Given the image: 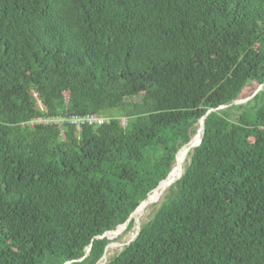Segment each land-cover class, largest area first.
<instances>
[{
    "label": "trees",
    "instance_id": "obj_1",
    "mask_svg": "<svg viewBox=\"0 0 264 264\" xmlns=\"http://www.w3.org/2000/svg\"><path fill=\"white\" fill-rule=\"evenodd\" d=\"M263 84L264 0H0V264H100L224 105L104 264H264Z\"/></svg>",
    "mask_w": 264,
    "mask_h": 264
},
{
    "label": "bare ground",
    "instance_id": "obj_2",
    "mask_svg": "<svg viewBox=\"0 0 264 264\" xmlns=\"http://www.w3.org/2000/svg\"><path fill=\"white\" fill-rule=\"evenodd\" d=\"M202 132H203V127L199 126L197 133L192 138V142L189 145L184 146L182 148V150L179 152V154L177 156V160L175 161V164L173 166V169H172V172L170 174L168 181L163 182L159 186V188L151 194L149 201L145 205L140 207L139 210H137L135 212V214H134V216H135V233L133 234V239L136 237L137 233L140 231V229L143 225L142 223H143L144 219L147 217L148 214H150L152 212V206L153 205H158V206L160 205L161 206L162 203L164 202L163 199L169 193L170 186H168V182H175L176 180H178V178L180 176H182L184 174L185 169H186V165L188 163L189 153L192 150L193 144L199 142V140L202 136Z\"/></svg>",
    "mask_w": 264,
    "mask_h": 264
},
{
    "label": "rangeland",
    "instance_id": "obj_3",
    "mask_svg": "<svg viewBox=\"0 0 264 264\" xmlns=\"http://www.w3.org/2000/svg\"><path fill=\"white\" fill-rule=\"evenodd\" d=\"M258 88H256V89L255 88H250V87L246 88L244 90V92L242 93L240 99H238V104L241 103V102H244L245 103L248 100V98L251 97L254 94L253 92H255ZM122 121H123L124 124L127 123V119L126 118H122ZM189 160H190V156L188 157V161ZM165 199H166V196L163 199V201ZM159 207H160V205L159 206L158 205H153L152 206V212L147 215V217L144 219V221H143L142 224H145L148 221H150L151 218L154 216L155 212L159 209ZM134 233H135V225H134V227L131 230H128V228H126L124 230H121L120 233H118V232L117 233H114V238L113 239L110 238L112 241L109 244V246L107 248V251H106V256L104 257V259L102 260L101 263L103 264V263L108 262L113 256H115L116 254L120 253L126 246H128L134 240L133 239V234Z\"/></svg>",
    "mask_w": 264,
    "mask_h": 264
},
{
    "label": "built area",
    "instance_id": "obj_4",
    "mask_svg": "<svg viewBox=\"0 0 264 264\" xmlns=\"http://www.w3.org/2000/svg\"><path fill=\"white\" fill-rule=\"evenodd\" d=\"M110 121V117L101 115V114H88L85 116L73 115L68 117L61 116H39L36 118H32L27 122H23L24 126L35 127L37 125H66L72 124L77 127L78 130H81L83 126H100L106 122ZM124 124V123H123ZM125 125V124H124Z\"/></svg>",
    "mask_w": 264,
    "mask_h": 264
},
{
    "label": "water",
    "instance_id": "obj_5",
    "mask_svg": "<svg viewBox=\"0 0 264 264\" xmlns=\"http://www.w3.org/2000/svg\"><path fill=\"white\" fill-rule=\"evenodd\" d=\"M263 89H264V84H263V85H260L259 88L254 92V94H253L251 97L248 98V100L251 99L252 97H254L258 92H260V91L263 90ZM241 103H244V102H241ZM232 104H238V100L235 101V102L232 103ZM225 107H226V105L221 106V107H219V108H213V109H210V110L206 113V115H204V116L200 119V121H199V126H202V127H203L202 136H201V138H200V140H199L198 143H194V144H193L192 149H193L195 146L199 145V144L203 141L204 132H205V119H206V117H207L211 112H213V111H215V110H218V109L225 108ZM199 126H198V127H199ZM197 131H198V130H197ZM191 142H192V139L189 141V143L185 144L184 146L189 145ZM184 146H183V147H184ZM183 147H182V148H183ZM182 148L179 150V152L182 150ZM179 152H178L177 155H176V160H177V156H178ZM171 172H172V171H171ZM171 172H170V174H171ZM170 174L168 175V177H167L165 180H163V181L159 184V186H160L163 182L168 181V179H169V177H170ZM173 183H174V182H168V186H171ZM159 186H158L153 192H155V191L159 188ZM153 192H152V193H153ZM152 193H151V194H152ZM151 194H149L148 198H147L145 201H143V202L141 203V205L136 209V211H137L140 207H142L143 205H145V204L149 201V198H150ZM136 211H135V212H136ZM135 212H134V213H135ZM134 213L130 216V218L127 220V222L124 223L123 225L119 226V228L116 229L115 232H116V231H119V230H124L125 228H127V226H128V224L130 223L131 219L134 217ZM139 232H140V231H139ZM139 232L137 233V235H136V237L134 238V240H135V239L137 238V236L139 235ZM109 233H111V231H110V232H106V233H105L103 236H101V237H102V238L105 237V236H108V237H109ZM107 248H108V247H107ZM106 251H107V249H106ZM105 256H106V254L104 255V257H105ZM104 257H103L102 259H104ZM67 264H70V263H67ZM100 264H102V263H100ZM103 264H104V263H103Z\"/></svg>",
    "mask_w": 264,
    "mask_h": 264
}]
</instances>
